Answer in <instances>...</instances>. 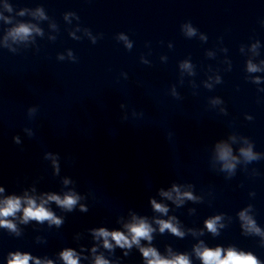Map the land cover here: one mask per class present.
<instances>
[{
  "label": "clouds",
  "instance_id": "clouds-1",
  "mask_svg": "<svg viewBox=\"0 0 264 264\" xmlns=\"http://www.w3.org/2000/svg\"><path fill=\"white\" fill-rule=\"evenodd\" d=\"M21 31H27L25 28H21ZM228 151L225 149L221 153L222 158H227ZM230 166V165H229ZM51 199H55L57 203H60L64 206H71L75 203V199L72 197H66L63 201H61L58 197H51ZM30 207L25 210V218H35L39 220H44V219H54L52 213L48 212L45 210L43 207L40 208H35L34 202L29 201ZM19 200L15 201H8L7 205L4 209L0 210V215H11L14 211H16L19 208ZM157 210L159 211H166V209L162 208L160 205H156ZM59 223V221H56ZM11 227V225H6ZM209 230L215 231L214 228V221H209L207 224ZM164 228H169L173 232L176 231V229L172 228L171 224L166 223V222H161V231L164 230ZM131 231L133 233V240L131 243H138L139 238L145 237L148 238L149 236V227L141 222L138 226H134L131 228ZM99 235L107 237L110 235V233L104 231L103 229L100 230ZM113 235V238L116 240L117 244H119L121 247H124L125 245L131 246V243L128 241V239L120 233H114L111 234ZM105 246L110 247L108 245L107 241H105ZM144 252V255L146 257L152 256L156 257V253L152 249H147V250H142ZM202 259L205 260V262H210V261H217L220 259V250L217 249L216 251H210L207 250L203 252L202 254ZM29 257L24 256L23 258L16 256L14 258V261H10V264H27V260ZM64 259L69 262V264H77L76 260L72 259V254L70 252L64 254ZM234 262V264H257L255 258L251 255H243V254H236L232 251H229L227 255V260L223 262V264H228V262ZM97 264H107L106 261L103 260H98ZM149 264H188V261L184 257H179L175 262H164L160 261L158 257H156L155 260H152L149 262Z\"/></svg>",
  "mask_w": 264,
  "mask_h": 264
}]
</instances>
